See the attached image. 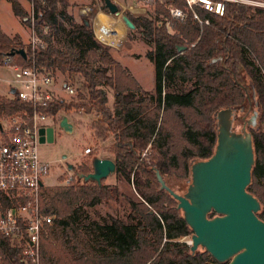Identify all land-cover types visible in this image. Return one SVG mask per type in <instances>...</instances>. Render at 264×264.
I'll use <instances>...</instances> for the list:
<instances>
[{"label": "trees", "instance_id": "1", "mask_svg": "<svg viewBox=\"0 0 264 264\" xmlns=\"http://www.w3.org/2000/svg\"><path fill=\"white\" fill-rule=\"evenodd\" d=\"M9 1L15 14L32 26L22 3ZM31 1L34 29L46 47L33 51L0 27V64L10 57L13 63L28 65L34 52L39 67L67 75L66 83L76 88V99L55 100L44 111L55 117L61 111L99 115L92 125L100 137L112 135L116 174L133 187L129 193L120 192L105 179L79 177L93 171L91 163L80 164L70 183L43 187L42 206L55 219L42 236L40 264H226L205 248L192 250L191 244L180 240L194 232L159 175L173 189V179L188 178L193 163L208 159L216 150V113L244 106L252 94L264 126V7L227 0L221 16L200 6L190 9L185 0H168L187 15L185 20L172 19L171 26H167L169 10L159 2L154 17L126 12L154 44L148 57L156 69L155 92H149L95 39L89 19L78 21L68 15L59 7L63 0ZM63 19L69 20L70 28L61 48L56 38ZM180 46L185 48L179 50ZM19 49H25L26 56L16 52ZM105 87L115 92L113 108L108 106ZM23 109L32 108L0 96V111ZM251 136L255 163L248 190L260 200L258 216L264 220V127ZM119 195L129 204L126 218L107 215L103 223H92L106 242L107 251H100L79 223L80 209L118 202ZM10 204L0 191V215ZM0 255V264H32L24 250L3 235Z\"/></svg>", "mask_w": 264, "mask_h": 264}, {"label": "rangeland", "instance_id": "2", "mask_svg": "<svg viewBox=\"0 0 264 264\" xmlns=\"http://www.w3.org/2000/svg\"><path fill=\"white\" fill-rule=\"evenodd\" d=\"M22 2L24 9L27 12V19L31 17L34 19V6L31 0H19ZM123 6L128 8L130 12H143L134 13L136 15L143 14L147 16H155V9L157 4L164 5L169 10L170 24L174 23L175 16L171 13V8H176L168 0H118ZM100 4L104 6V0H99ZM264 2V1H263ZM95 0H63L59 3V7L64 9L65 12L73 16L76 20L81 21L84 18L89 19V16L85 10L88 7L94 5ZM142 8H140V7ZM179 8V7H177ZM191 9V7L188 6ZM183 10L182 8H179ZM132 10V11H131ZM126 11V12H127ZM161 18L162 15H161ZM165 19V18H163ZM174 19V20H172ZM179 20V19H177ZM0 27L8 33L10 36L18 37L21 42L28 45L33 33V28L30 24L25 23L22 17L15 14L12 8V4L9 0H0ZM70 28V22L67 19H63V27L59 31L56 38V43L59 47H65V38L68 29ZM48 30V28H47ZM20 32L19 34H14ZM127 41L122 45L116 47L106 46L109 48L112 56L118 60L124 67H126L130 73H132L136 79L140 82L143 90L149 92H155V78L156 69L154 63L149 59L148 52L154 49V44L147 41L140 29H129L127 27ZM19 72L11 68H3L0 66V78L1 79H13ZM56 92L59 97L66 101L76 99L75 94H69L62 87L66 83L68 76L61 73H56ZM249 82V79H247ZM8 83L0 82L1 92L8 89ZM108 95V106L113 108L115 102V92L113 88L105 87ZM251 94V92H250ZM252 96V98H251ZM249 101L241 107L224 108L220 109L216 113V119L218 124V135L224 132L231 135L236 141L241 142L245 140L244 133L251 134L253 130H262L263 125L259 122V109L256 101V97L250 95ZM68 116L69 121L74 125V131L72 133L66 132L62 129L59 122L62 116ZM99 118V115L95 113H86L84 111H72L70 114H66L61 111L56 119L48 120L46 123L52 125L55 128V140L51 143H45L40 149V153L43 159L52 161L51 172L44 179L46 187L57 186L60 184H66L65 179L72 175L76 176L77 168L82 163H91L95 157L111 158V145L113 142L112 135L109 137H100L97 130L93 127L92 122ZM221 132H220V131ZM220 132V133H219ZM87 147L92 148V153L86 155L84 150ZM69 165H72V169L69 170ZM93 167V166H92ZM105 183L109 185H117L120 192H131L133 187L129 186L124 181L120 180V177L115 173L109 175L105 179ZM191 183V174L185 179H173L172 186L179 193L187 192L188 186ZM130 211L129 204L126 199L119 195V201H103L93 208L82 207L80 209V224L83 226V231L88 236L92 244H94L100 251H107L106 242L100 235L99 231H96L92 227L93 221L97 220L103 223L107 215H114L125 219ZM180 240H186L191 242V236L182 237ZM228 264V262H226Z\"/></svg>", "mask_w": 264, "mask_h": 264}, {"label": "built area", "instance_id": "3", "mask_svg": "<svg viewBox=\"0 0 264 264\" xmlns=\"http://www.w3.org/2000/svg\"><path fill=\"white\" fill-rule=\"evenodd\" d=\"M114 1L120 8L119 13H112L105 5L102 6L99 0H95L94 8L88 7L85 11L89 13V25L97 41L106 46L119 47L121 44L122 47L128 39L122 14L129 9H125L118 0ZM185 1L191 9L200 6L221 16L226 11L227 0ZM232 1L264 7L263 1ZM143 10L144 13L145 9ZM171 13L179 20H185L187 16L184 10L177 7L171 8ZM194 15L198 17L196 13ZM206 22L209 23L208 20ZM167 26H171L170 22H167ZM32 28L29 42L32 50L45 48L44 39L34 29V19ZM0 66L19 72L11 81L14 91L10 98L28 103L32 108L11 113L0 111V191L11 201L10 206L0 215V235L9 238L13 246L22 248L32 264H40L42 236L53 226L55 219V215L42 206V188L45 187L44 179L51 172L52 161L41 156L40 130L50 126L46 123L48 120L54 121L56 118L44 109L61 98L56 92L55 74L37 65L34 52L28 65L13 63L10 57H6ZM62 88L69 94L76 92V88L68 83H64ZM90 153L92 148H85L84 154ZM72 179V175L68 176L65 183H70ZM1 258L0 255V260Z\"/></svg>", "mask_w": 264, "mask_h": 264}, {"label": "water", "instance_id": "4", "mask_svg": "<svg viewBox=\"0 0 264 264\" xmlns=\"http://www.w3.org/2000/svg\"><path fill=\"white\" fill-rule=\"evenodd\" d=\"M104 4L112 13L120 12L114 0H104ZM122 19L129 29L136 28L126 13L122 14ZM184 48L180 46L178 49ZM16 52L27 54L25 49ZM59 124L66 132L74 130L66 115ZM40 135L42 143H51L55 140V128H41ZM244 136L245 140L238 142L221 132L215 152L208 159L193 163L187 192L179 193L160 175L159 179L179 202L194 232L189 243L192 250L203 247L221 263L264 264V220L258 216L261 202L248 190L255 151L251 134L244 133ZM92 166L91 173L79 177L101 182L116 172V162L111 158L95 157ZM72 168L69 165V170Z\"/></svg>", "mask_w": 264, "mask_h": 264}, {"label": "crops", "instance_id": "5", "mask_svg": "<svg viewBox=\"0 0 264 264\" xmlns=\"http://www.w3.org/2000/svg\"><path fill=\"white\" fill-rule=\"evenodd\" d=\"M21 2V1H20ZM22 3V2H21ZM94 4V3H93ZM91 7H93L94 8V5H92ZM142 8V7H141ZM130 12V11H129ZM131 13H133L134 14V12H131ZM135 13H139V12H135ZM141 13H143V12H141ZM89 14V13H88ZM136 15V14H135ZM139 15H143V14H139ZM6 33V32H5ZM8 34V33H7ZM14 34H19L20 35V32H15ZM9 35V34H8ZM10 36V35H9ZM16 35H14V36H10V37H15ZM11 81H12V79L10 80V79H8V80H5V79H1L0 78V82H2V83H8L9 85H8V89H6V91H3V92H1V90H0V96H3V97H6V98H10L11 96H12V92H13V86L11 85ZM52 125H50L49 127H51ZM73 127H74V125H73ZM48 128V127H47ZM74 131V130H73Z\"/></svg>", "mask_w": 264, "mask_h": 264}, {"label": "flooded vegetation", "instance_id": "6", "mask_svg": "<svg viewBox=\"0 0 264 264\" xmlns=\"http://www.w3.org/2000/svg\"><path fill=\"white\" fill-rule=\"evenodd\" d=\"M43 144H45V143H42V142H41L40 149H41V147L43 146Z\"/></svg>", "mask_w": 264, "mask_h": 264}]
</instances>
